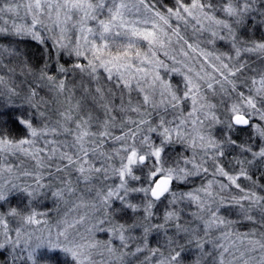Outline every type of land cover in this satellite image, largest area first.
Segmentation results:
<instances>
[{
    "label": "snow or ice",
    "instance_id": "snow-or-ice-1",
    "mask_svg": "<svg viewBox=\"0 0 264 264\" xmlns=\"http://www.w3.org/2000/svg\"><path fill=\"white\" fill-rule=\"evenodd\" d=\"M17 99L38 122L0 135V264H264V0H0Z\"/></svg>",
    "mask_w": 264,
    "mask_h": 264
},
{
    "label": "trees",
    "instance_id": "trees-1",
    "mask_svg": "<svg viewBox=\"0 0 264 264\" xmlns=\"http://www.w3.org/2000/svg\"><path fill=\"white\" fill-rule=\"evenodd\" d=\"M168 3H171V0H168ZM259 35L260 33L258 32L257 36ZM222 44L223 43L221 42L220 47L223 46ZM20 48L26 54L31 63L35 65H41L49 58V48H45L34 41L26 40L20 44ZM52 60L55 61L54 56L52 57ZM62 62L67 63V58H63ZM29 118L34 124L38 122L35 111L27 104H24L22 99L15 100L14 104H6L0 100V135L7 136L12 139L25 138L27 136V129L20 121L21 119ZM243 135H245V133H243ZM9 201L13 206L22 203V199L20 201L19 194L10 195ZM239 227L241 231H247L250 225L245 224L240 225ZM194 256V253L186 254L185 259L191 262L194 259ZM41 258L44 259L46 264H73L60 255H47L45 258Z\"/></svg>",
    "mask_w": 264,
    "mask_h": 264
},
{
    "label": "rangeland",
    "instance_id": "rangeland-1",
    "mask_svg": "<svg viewBox=\"0 0 264 264\" xmlns=\"http://www.w3.org/2000/svg\"><path fill=\"white\" fill-rule=\"evenodd\" d=\"M223 47H224V45L221 48H223ZM241 134L243 136V133H241ZM19 197H20V201H21L22 197L20 195H19ZM52 208H53L52 202L51 201H45L44 204H43V209L42 210L49 211L51 218H55V212L52 211ZM153 239H155V238H153ZM187 254H191V253H187ZM47 255H60V256L65 257L71 263L75 264V261L73 260V258L71 257L70 254L62 251L61 249H49L47 246H44L43 248L37 250V259L40 262V264H46L44 262V259H42L41 257L45 258Z\"/></svg>",
    "mask_w": 264,
    "mask_h": 264
}]
</instances>
